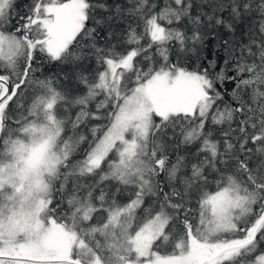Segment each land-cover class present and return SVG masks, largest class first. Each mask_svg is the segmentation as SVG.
<instances>
[{"label":"snow or ice","instance_id":"1","mask_svg":"<svg viewBox=\"0 0 264 264\" xmlns=\"http://www.w3.org/2000/svg\"><path fill=\"white\" fill-rule=\"evenodd\" d=\"M0 264H264V0H0Z\"/></svg>","mask_w":264,"mask_h":264},{"label":"trees","instance_id":"2","mask_svg":"<svg viewBox=\"0 0 264 264\" xmlns=\"http://www.w3.org/2000/svg\"><path fill=\"white\" fill-rule=\"evenodd\" d=\"M211 48V46H209ZM55 69L52 68L51 66H46L44 68V75H47L50 71H54ZM231 87V85H229V88Z\"/></svg>","mask_w":264,"mask_h":264}]
</instances>
